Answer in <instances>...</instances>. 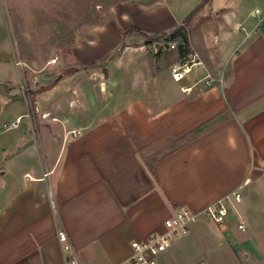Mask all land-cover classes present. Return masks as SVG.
<instances>
[{
	"label": "crops",
	"instance_id": "obj_1",
	"mask_svg": "<svg viewBox=\"0 0 264 264\" xmlns=\"http://www.w3.org/2000/svg\"><path fill=\"white\" fill-rule=\"evenodd\" d=\"M107 12L60 68L31 70L36 113L0 141V264H65L59 231L78 264H122L174 210L233 191L223 226L200 218L156 260L264 264V0H115ZM186 19L182 53L167 37ZM193 52L200 63L174 81Z\"/></svg>",
	"mask_w": 264,
	"mask_h": 264
},
{
	"label": "rangeland",
	"instance_id": "obj_2",
	"mask_svg": "<svg viewBox=\"0 0 264 264\" xmlns=\"http://www.w3.org/2000/svg\"><path fill=\"white\" fill-rule=\"evenodd\" d=\"M114 1L0 0V141L13 131L3 130V124L9 125L16 116L23 115L17 125L22 128L36 113L33 71L37 66L55 60L53 63L59 62L51 68H60L63 59L71 55L72 46L88 38L94 26L109 19L107 7ZM204 13L202 10L200 14ZM19 59L33 62V67L16 68L14 63ZM65 83L70 88L69 82ZM40 84L46 88L43 82Z\"/></svg>",
	"mask_w": 264,
	"mask_h": 264
},
{
	"label": "built area",
	"instance_id": "obj_3",
	"mask_svg": "<svg viewBox=\"0 0 264 264\" xmlns=\"http://www.w3.org/2000/svg\"><path fill=\"white\" fill-rule=\"evenodd\" d=\"M176 46L177 42L175 40H170L168 42L169 48H176ZM54 61L55 60H52V62ZM199 63L196 53L193 52L186 54L185 58H183L179 64L174 65L171 68V78L177 82L181 81L185 75L192 71ZM16 65H20V62H16ZM205 81L206 83H209L208 76L205 78ZM18 121L19 119H16L9 125L3 124L2 129L7 130L16 128ZM73 135H76V133L73 132ZM240 199V194L237 191H233L215 202L204 206L197 212H193L186 208H178L174 210L173 214L164 222V232L154 233L143 241L131 242L130 247L132 249V254L122 264H158L156 260L158 254L164 252L174 239L187 234L189 226L192 223L203 218L205 220L213 221L221 227L223 226L224 219L227 215V202L233 201L238 203ZM238 228L241 231H245L243 224H239ZM57 237L64 256L65 264H78L74 257L67 255L72 251V247L66 233L59 231Z\"/></svg>",
	"mask_w": 264,
	"mask_h": 264
},
{
	"label": "trees",
	"instance_id": "obj_4",
	"mask_svg": "<svg viewBox=\"0 0 264 264\" xmlns=\"http://www.w3.org/2000/svg\"><path fill=\"white\" fill-rule=\"evenodd\" d=\"M188 22V19H186V21L184 22V24L180 27H178L177 29H175L173 32H171L169 35H168V40H177L179 42V49L180 51L183 53L187 52L188 48H187V32H186V23ZM132 31H136L135 28H132L131 29ZM127 33V32H126ZM125 33V34H126ZM160 37L159 35H156L152 38V41L155 42V43H158L159 40H160ZM147 42H150V41H147Z\"/></svg>",
	"mask_w": 264,
	"mask_h": 264
}]
</instances>
